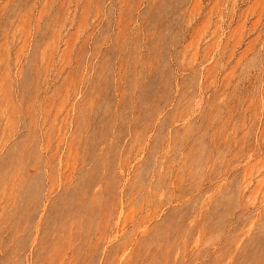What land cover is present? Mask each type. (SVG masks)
<instances>
[{
  "label": "rangeland",
  "instance_id": "374dc122",
  "mask_svg": "<svg viewBox=\"0 0 264 264\" xmlns=\"http://www.w3.org/2000/svg\"><path fill=\"white\" fill-rule=\"evenodd\" d=\"M0 264H264V0H0Z\"/></svg>",
  "mask_w": 264,
  "mask_h": 264
}]
</instances>
